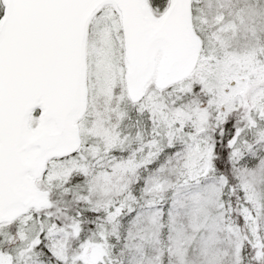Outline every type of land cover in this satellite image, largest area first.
<instances>
[{"label": "snow or ice", "instance_id": "6c2138e0", "mask_svg": "<svg viewBox=\"0 0 264 264\" xmlns=\"http://www.w3.org/2000/svg\"><path fill=\"white\" fill-rule=\"evenodd\" d=\"M0 264H264V0H0Z\"/></svg>", "mask_w": 264, "mask_h": 264}]
</instances>
